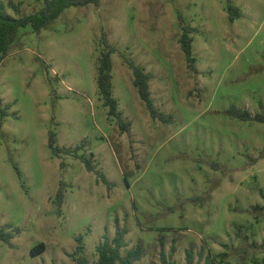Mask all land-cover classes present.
Here are the masks:
<instances>
[{
	"label": "rangeland",
	"instance_id": "1",
	"mask_svg": "<svg viewBox=\"0 0 264 264\" xmlns=\"http://www.w3.org/2000/svg\"><path fill=\"white\" fill-rule=\"evenodd\" d=\"M3 1L14 16L44 6ZM105 38L126 131L98 87ZM233 106L264 114V0H101L20 27L0 63V227L13 233L0 264H95L118 225L124 254L143 246L135 264L162 251L187 264L190 250L194 264H264V120Z\"/></svg>",
	"mask_w": 264,
	"mask_h": 264
},
{
	"label": "trees",
	"instance_id": "2",
	"mask_svg": "<svg viewBox=\"0 0 264 264\" xmlns=\"http://www.w3.org/2000/svg\"><path fill=\"white\" fill-rule=\"evenodd\" d=\"M101 0H44V6L38 12L33 13H21L18 16H14L8 13L6 5L3 0H0V63L9 54L11 46L15 40L17 31L20 27L31 24L36 32H41L43 27L52 20L56 19L61 13L71 6H82L89 3L99 5ZM19 9L17 6H15ZM184 32L181 38L183 50L189 61V65L194 67L193 57V37L190 35V29L188 26H184ZM106 49L100 56V64L98 67V87L105 99V104L110 107L109 115H113L117 118L120 126L123 130H128L130 122H125L123 119V113L118 109V99L113 95V60L112 53L116 51L115 46L111 45L107 39ZM131 67L134 71V84L138 88L140 97L145 102L146 106L150 110V113L157 117L160 116V112L155 107L153 99L151 97L150 90V75L145 69L139 65L131 63ZM232 115L245 119V120H264V114L256 113L253 115L248 109H241L233 106L230 110ZM50 144L56 151H60L62 148L54 146L55 135L51 134ZM66 152H72L71 148H65ZM87 167L92 169L91 160L87 159ZM128 227L126 225H118L113 238L106 237L102 242L97 245L98 260L95 264H135L144 255V249L142 244H138L127 250L124 254L123 249L126 247V235L128 233ZM13 237L11 231L6 230L4 227H0V239L10 242ZM46 249L45 243L41 242L34 248L32 252L38 254ZM81 251V249H79ZM187 264H194V256L192 250L187 252ZM162 264H176V262L166 255L164 251L161 253ZM76 264H89V259L86 255L80 254L76 257ZM205 264H214V261L210 257L206 259Z\"/></svg>",
	"mask_w": 264,
	"mask_h": 264
}]
</instances>
